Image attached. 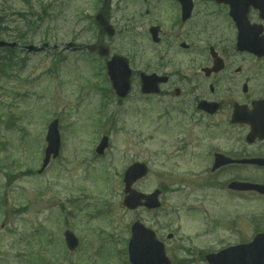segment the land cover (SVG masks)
I'll return each mask as SVG.
<instances>
[{"label":"rangeland","instance_id":"1","mask_svg":"<svg viewBox=\"0 0 264 264\" xmlns=\"http://www.w3.org/2000/svg\"><path fill=\"white\" fill-rule=\"evenodd\" d=\"M111 6L116 32L108 37L94 20L96 0H0L2 39L17 43L13 53L0 49V264H131L127 245L137 219L157 232L173 264H207L206 253L252 237L256 225L264 229V202L206 187L212 177L206 165L176 150L171 119L140 91L141 1ZM100 45L109 55L89 51ZM114 54L126 56L133 69L122 100L106 70ZM55 118L60 155L39 174ZM103 135L109 147L97 155ZM135 161L150 169L135 188L166 189L159 212L122 205L123 172ZM206 208L224 212L222 242L212 238L197 242L212 249H195L188 238L202 229L199 213ZM253 208L259 216L245 214ZM66 228L80 239L74 252L65 245Z\"/></svg>","mask_w":264,"mask_h":264},{"label":"flooded vegetation","instance_id":"2","mask_svg":"<svg viewBox=\"0 0 264 264\" xmlns=\"http://www.w3.org/2000/svg\"><path fill=\"white\" fill-rule=\"evenodd\" d=\"M112 1L101 7L105 19ZM140 1L141 74L167 79L157 94L143 96L171 119L176 150L206 165V187L264 202V0ZM159 189L163 197L166 189ZM164 206L162 200L159 211ZM245 214L259 216L254 208ZM200 215L202 229L188 240L212 249L197 242H222L224 212L206 208ZM257 227L255 233L263 229Z\"/></svg>","mask_w":264,"mask_h":264},{"label":"water","instance_id":"3","mask_svg":"<svg viewBox=\"0 0 264 264\" xmlns=\"http://www.w3.org/2000/svg\"><path fill=\"white\" fill-rule=\"evenodd\" d=\"M11 45L0 40V47ZM102 51L107 53V50ZM108 71L113 82V86L119 96H126L130 89L131 69L128 62L122 56H114L108 62ZM155 80L153 77L144 81L143 91L152 92L154 90ZM48 146L45 151L43 165L39 172H42L50 162L51 156L54 158L59 154L60 135L58 129V120H54L48 130ZM108 146V137H104L97 147V152L102 154ZM147 167L144 164L136 162L132 164L125 172V199L124 205L130 209H136L143 204L149 208H157L160 203L157 193L149 196L142 194L133 188V184L147 174ZM67 244L70 249L78 245L77 238L70 231L66 232ZM129 258L133 264H171L166 256L164 246L156 239L155 233L146 228L141 222L137 221L132 225V237L129 242ZM209 264H264V233L255 237L251 244L231 247L222 250L216 254L207 256Z\"/></svg>","mask_w":264,"mask_h":264},{"label":"trees","instance_id":"4","mask_svg":"<svg viewBox=\"0 0 264 264\" xmlns=\"http://www.w3.org/2000/svg\"><path fill=\"white\" fill-rule=\"evenodd\" d=\"M0 34H1V33H0ZM9 52L12 53V52H13L12 49H9Z\"/></svg>","mask_w":264,"mask_h":264}]
</instances>
